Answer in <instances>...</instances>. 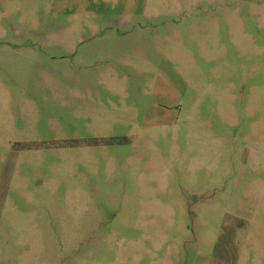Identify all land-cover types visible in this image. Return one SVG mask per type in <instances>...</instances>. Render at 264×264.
I'll return each mask as SVG.
<instances>
[{
  "label": "rangeland",
  "instance_id": "374dc122",
  "mask_svg": "<svg viewBox=\"0 0 264 264\" xmlns=\"http://www.w3.org/2000/svg\"><path fill=\"white\" fill-rule=\"evenodd\" d=\"M0 264H264V0H0Z\"/></svg>",
  "mask_w": 264,
  "mask_h": 264
}]
</instances>
